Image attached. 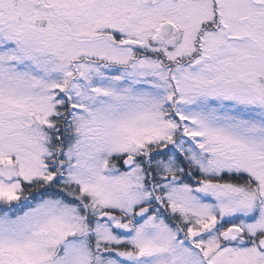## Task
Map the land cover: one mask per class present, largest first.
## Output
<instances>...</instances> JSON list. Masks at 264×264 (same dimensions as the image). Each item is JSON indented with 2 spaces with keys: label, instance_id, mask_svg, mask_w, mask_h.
<instances>
[{
  "label": "snow or ice",
  "instance_id": "6c2138e0",
  "mask_svg": "<svg viewBox=\"0 0 264 264\" xmlns=\"http://www.w3.org/2000/svg\"><path fill=\"white\" fill-rule=\"evenodd\" d=\"M0 264H264V0H0Z\"/></svg>",
  "mask_w": 264,
  "mask_h": 264
}]
</instances>
